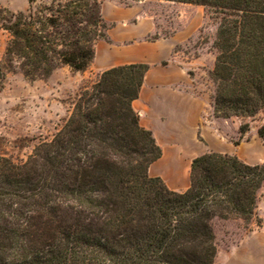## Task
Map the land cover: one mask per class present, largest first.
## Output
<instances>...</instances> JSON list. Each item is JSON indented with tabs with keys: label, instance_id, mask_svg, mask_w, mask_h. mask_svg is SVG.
<instances>
[{
	"label": "trees",
	"instance_id": "16d2710c",
	"mask_svg": "<svg viewBox=\"0 0 264 264\" xmlns=\"http://www.w3.org/2000/svg\"><path fill=\"white\" fill-rule=\"evenodd\" d=\"M105 0H27L0 8L9 39L0 61L34 82L55 69L86 71L106 39ZM131 7L143 0H118ZM202 7L215 26L211 118L237 119L239 138L264 114V0H150ZM160 37L156 30L147 41ZM178 46L175 48V51ZM147 64L114 67L75 98L63 126L21 163L0 157V264H214L215 224L254 219L264 164L205 153L189 187L170 191L149 167L161 158L132 103ZM256 135L264 141V116Z\"/></svg>",
	"mask_w": 264,
	"mask_h": 264
},
{
	"label": "crops",
	"instance_id": "0c3cea01",
	"mask_svg": "<svg viewBox=\"0 0 264 264\" xmlns=\"http://www.w3.org/2000/svg\"><path fill=\"white\" fill-rule=\"evenodd\" d=\"M147 2L178 9L198 7L150 0L124 7L116 2L106 5L104 1L101 13L108 26L106 39L95 43L89 69L101 74L119 66L149 65L139 96L132 103L133 110L139 115L140 126L151 131L162 153L161 158L149 167L148 173L150 177H161L170 191L182 193L189 187L190 163L196 158L195 138L205 112V101L202 95L193 91L195 80L189 76L187 66L191 63L181 62L180 53L175 48L199 32L204 16L190 19L173 35L151 42L147 37L155 33L157 24L143 8ZM182 17L183 14L178 19ZM263 143L256 134L236 146L218 140L219 149L214 152L236 156L247 165L264 164ZM164 161L174 162L170 171L176 176L174 180L169 170L160 167ZM154 165L156 167L152 170ZM255 216L261 225L257 226L254 219L251 221L250 231L227 253L226 264H264V185L256 203ZM234 222L243 223L240 220Z\"/></svg>",
	"mask_w": 264,
	"mask_h": 264
},
{
	"label": "rangeland",
	"instance_id": "374dc122",
	"mask_svg": "<svg viewBox=\"0 0 264 264\" xmlns=\"http://www.w3.org/2000/svg\"><path fill=\"white\" fill-rule=\"evenodd\" d=\"M108 2L121 5L118 0H105L106 5ZM26 7L27 0H0V8L11 12L22 11ZM143 8L155 18L160 37L176 32L182 23L185 24L203 14L204 20L199 32L185 44L179 45L176 50L180 53L181 62L191 63L187 66L189 76L195 80L193 91L197 95H202L205 101V112L197 129L194 153L198 157L214 152L215 149H219L218 140L222 142L226 140L235 145L234 142L239 138V120H217L210 116L213 84L209 74L214 65V53L211 49L215 33L213 23L199 7L178 9L171 5L147 2ZM181 14L183 17L178 19ZM8 39V34L0 30V61ZM99 75L89 68L84 72L75 73L67 67H59L47 79L30 82L18 73L8 74L3 88L0 89V157L8 158L15 163L25 161L38 144L49 141L63 126L77 95L83 89L89 88ZM263 116L264 114L258 116L250 123L249 132L242 140H250L256 134L259 120ZM242 146L247 148L245 144ZM172 165L173 161L160 163V167L169 172ZM155 167L154 165L152 170ZM150 174H153V171ZM170 174L174 180L176 176L171 172ZM246 233L244 223L234 221L216 223L217 254L214 264H226L227 253Z\"/></svg>",
	"mask_w": 264,
	"mask_h": 264
}]
</instances>
